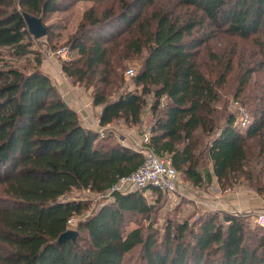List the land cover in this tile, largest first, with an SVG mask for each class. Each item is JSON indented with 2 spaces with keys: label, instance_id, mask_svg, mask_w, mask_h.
Returning a JSON list of instances; mask_svg holds the SVG:
<instances>
[{
  "label": "trees",
  "instance_id": "16d2710c",
  "mask_svg": "<svg viewBox=\"0 0 264 264\" xmlns=\"http://www.w3.org/2000/svg\"><path fill=\"white\" fill-rule=\"evenodd\" d=\"M72 3L0 0V49L17 57L28 54L34 37L24 13L44 22ZM95 4L70 39L78 56L64 59L62 70L74 84L92 89L93 104L102 108L100 124L120 118L128 126L140 124L152 95L148 147L169 155L198 187L213 177L222 187L242 178L262 190L264 81L247 86L264 69V0ZM218 36L226 45L221 52L208 49L215 61L207 69L212 78L199 56ZM134 60L140 62L136 89H129L124 69ZM40 63L29 72L0 66V264H125L138 247L142 264H264V228L247 230L240 216L226 215V229L216 213H208L197 228L187 220L168 224L159 241L135 218H151L155 205L144 195L148 189L114 192L78 219L74 241H59L69 220L90 207L88 200L68 199V194L74 189L104 194L144 157L113 140L112 133L84 126ZM235 70L236 91L232 98L223 96L221 88ZM232 101L250 115L244 130ZM130 222L138 224L130 227Z\"/></svg>",
  "mask_w": 264,
  "mask_h": 264
},
{
  "label": "rangeland",
  "instance_id": "374dc122",
  "mask_svg": "<svg viewBox=\"0 0 264 264\" xmlns=\"http://www.w3.org/2000/svg\"><path fill=\"white\" fill-rule=\"evenodd\" d=\"M126 0H69L73 2L67 9L54 11L44 18V23L48 27L47 34L39 39H33V44L30 48V52L23 56H14L12 50L9 48L0 49V66L5 63L15 66L24 72H29L35 68L37 62L40 60V68L45 72L47 69H52L54 75H66L62 70L63 60L72 59L78 56L77 50H71L70 53L62 56L56 53V50L63 46H71L70 39L76 35L78 27L84 18V13L87 9L93 6L97 2H124ZM128 1V0H127ZM95 4V5H96ZM248 42H241V47H247ZM226 45V40H222L220 36L212 38L207 47L202 46V52L200 53V60L206 64L203 65V69L213 78L214 75L209 73L207 69H211L214 65V60L210 57V52H221ZM211 50L210 52L208 51ZM140 62L138 60L127 61L124 69V77L126 80L125 86L129 89H136L133 83L134 75H126V71L129 68H133L136 73L139 68ZM47 68V69H46ZM215 70V69H214ZM62 75V76H61ZM67 77V75H66ZM239 77L237 70L233 71L228 83L221 88L223 96L227 94L232 98L237 88V78ZM64 78V77H63ZM70 83L72 80L68 77ZM264 81V69L258 70L248 83V88L255 86L256 84H262ZM85 88L82 84H78ZM140 88V87H139ZM86 89V88H85ZM91 90L92 89H86ZM140 91V89H139ZM153 102L152 95L147 97V103L144 107L142 120L147 124L153 120L150 105ZM232 110L238 111V119L240 117V111L236 105L237 102H231ZM241 106V105H239ZM238 126L244 130L238 122ZM148 127H141V123L137 125L126 124L123 118L115 120L110 131L106 133L113 134V140H121L120 134H127L128 144H131L135 148H141L142 139L136 137L135 134L130 132L135 129L136 132L145 133ZM105 133V134H106ZM211 170L210 164L207 165ZM181 183L173 190V192L162 193L159 190L152 189L144 190V195L149 202H154L155 208L150 219H146L144 216L136 215L137 222L146 229L147 233H156L158 240L162 241L166 228L169 225L179 224L184 221H188L191 226L196 228L205 220L208 213H216L219 220L225 226H228V222L224 220L226 215L240 216L246 220L245 229H254L258 225L255 221L256 213H264V178L259 183L262 186V190L257 191L255 186H250L246 180L242 178L235 186L222 187L217 183H207L202 186L194 185L189 179L183 176L181 173ZM218 189V190H216ZM68 199L79 200L85 199L90 202L89 209L82 215L77 216L74 219L76 225L78 219H83L93 210H96L106 199L100 197L96 193L90 190L74 189L70 194L66 196ZM134 218V219H135ZM138 223L130 222L129 226H135ZM72 226V228H76ZM197 230V229H196ZM190 238V236H189ZM142 249L140 247L132 250L125 257V264H142ZM218 257H214L216 260Z\"/></svg>",
  "mask_w": 264,
  "mask_h": 264
},
{
  "label": "built area",
  "instance_id": "2783aa9c",
  "mask_svg": "<svg viewBox=\"0 0 264 264\" xmlns=\"http://www.w3.org/2000/svg\"><path fill=\"white\" fill-rule=\"evenodd\" d=\"M56 53L65 56L70 53V47L63 46L57 49ZM125 73L127 76L135 74L133 68H129ZM236 106L240 111L238 122L242 127H246L251 121L250 115L244 107ZM150 136V130L146 131L142 136L141 148H136L143 154L142 164L133 172L121 176L104 194L97 195L109 200L114 192H130L138 189H149L150 187L159 189L163 193H169L180 185L181 175L174 166L171 157L167 154L160 156L147 146ZM254 217L257 225L264 228V213H256ZM74 219L69 220V228L75 225Z\"/></svg>",
  "mask_w": 264,
  "mask_h": 264
},
{
  "label": "crops",
  "instance_id": "0c3cea01",
  "mask_svg": "<svg viewBox=\"0 0 264 264\" xmlns=\"http://www.w3.org/2000/svg\"><path fill=\"white\" fill-rule=\"evenodd\" d=\"M45 73H47L50 76V78L56 85L57 89L59 90L64 100L78 113L84 126L88 128H92L94 130H99L100 132L110 131L109 129L112 124H108L105 126L100 124V113L102 108L101 106H96L93 104L91 90H86L85 88L79 86L78 84L70 83L66 75L63 76L61 75L62 76L61 78L60 75L58 76L52 74L54 73L52 69H47ZM151 124H152V120L148 124L147 122L142 120L141 127L145 128L147 126L148 127L147 129L150 130ZM130 132L135 134V136L137 135L136 137H139L141 139L144 134V133L142 134L140 132H136L135 129H132ZM128 136L129 135L125 133L120 134L121 137L120 141L127 146L133 147L131 144L125 142L128 141ZM212 183L218 184L215 177H213Z\"/></svg>",
  "mask_w": 264,
  "mask_h": 264
},
{
  "label": "water",
  "instance_id": "95a60500",
  "mask_svg": "<svg viewBox=\"0 0 264 264\" xmlns=\"http://www.w3.org/2000/svg\"><path fill=\"white\" fill-rule=\"evenodd\" d=\"M24 18L26 20L30 33L33 35L35 39H39L47 34L48 28L43 22L42 17L24 13ZM77 235H78V230L76 228H68L65 232H63L60 235L59 241H65V240L74 241Z\"/></svg>",
  "mask_w": 264,
  "mask_h": 264
}]
</instances>
